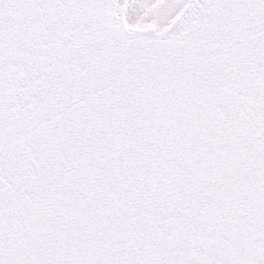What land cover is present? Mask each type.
Returning a JSON list of instances; mask_svg holds the SVG:
<instances>
[{"label":"snow or ice","instance_id":"snow-or-ice-1","mask_svg":"<svg viewBox=\"0 0 264 264\" xmlns=\"http://www.w3.org/2000/svg\"><path fill=\"white\" fill-rule=\"evenodd\" d=\"M0 264H264V0H0Z\"/></svg>","mask_w":264,"mask_h":264}]
</instances>
